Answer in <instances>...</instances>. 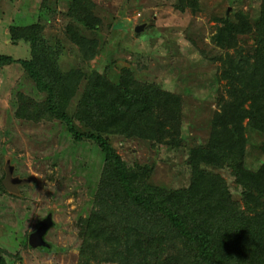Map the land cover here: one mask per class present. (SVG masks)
<instances>
[{"label": "trees", "instance_id": "obj_1", "mask_svg": "<svg viewBox=\"0 0 264 264\" xmlns=\"http://www.w3.org/2000/svg\"><path fill=\"white\" fill-rule=\"evenodd\" d=\"M51 1L56 0H43V7ZM259 1L256 19L242 11L234 18L224 15L210 36L221 49L211 61L219 63L215 79L224 81L226 96L218 100L206 142L189 150V180L182 187L153 183L152 168L127 165L108 138L180 144V95L136 79L129 67H121L115 81L108 67L63 69V46L45 37L44 24L27 27L30 57L0 54V68L18 64L42 94L36 100L16 93L18 117L58 120L73 140L91 142L101 152L91 211L77 222L76 264H264V159L256 170L244 164L246 133L264 135V0ZM94 7L92 0H70L64 13L63 34L83 62L98 49L97 37L85 33L101 23ZM175 7L196 12L199 4L176 0ZM245 36L251 45H243ZM261 150L264 156V142ZM222 167L240 187L244 207L212 170ZM0 264H6L2 248Z\"/></svg>", "mask_w": 264, "mask_h": 264}, {"label": "rangeland", "instance_id": "obj_2", "mask_svg": "<svg viewBox=\"0 0 264 264\" xmlns=\"http://www.w3.org/2000/svg\"><path fill=\"white\" fill-rule=\"evenodd\" d=\"M42 1L0 0V54L30 57V40L25 35L29 26L44 24L45 37L58 39L63 46L59 58L63 69L102 72L108 67V76L115 81L120 68L129 67L136 79L180 95V144L118 135L108 138L127 165L151 167L153 183L174 188L187 185L189 150L206 142L218 100L226 96L224 81L215 79L219 63L211 61L221 49L210 36L224 15L234 18L235 12L242 11L256 19L260 1L198 0L199 9L192 12L178 10L176 0H92L101 23L94 33L85 32L98 39L97 53L88 62L80 60L63 34L70 0L51 1L50 7H43ZM242 39L244 46L252 44L251 37ZM18 92L42 99L18 64L0 68V248L5 250L6 264H76L77 222L91 211L101 152L91 142L73 140L58 120L18 117ZM75 103L76 99L70 102V113ZM246 135L244 164L256 170L264 159V135L253 131ZM212 170L226 179L233 198L244 207L230 169ZM12 178L21 182L15 185ZM48 215L53 221L45 234L50 251L40 250L30 240Z\"/></svg>", "mask_w": 264, "mask_h": 264}, {"label": "water", "instance_id": "obj_3", "mask_svg": "<svg viewBox=\"0 0 264 264\" xmlns=\"http://www.w3.org/2000/svg\"><path fill=\"white\" fill-rule=\"evenodd\" d=\"M10 169L12 168L10 167ZM11 182L16 185L20 183L21 180L19 178H12ZM52 225L53 221L51 215H48L38 224L37 228L31 233L30 240L32 241L35 247L39 248L40 250H51V244L45 239V234Z\"/></svg>", "mask_w": 264, "mask_h": 264}]
</instances>
